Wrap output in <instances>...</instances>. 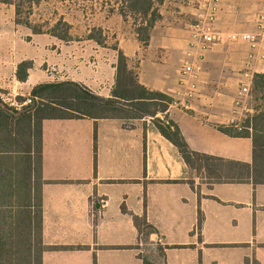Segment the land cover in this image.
I'll use <instances>...</instances> for the list:
<instances>
[{
    "label": "crops",
    "instance_id": "1",
    "mask_svg": "<svg viewBox=\"0 0 264 264\" xmlns=\"http://www.w3.org/2000/svg\"><path fill=\"white\" fill-rule=\"evenodd\" d=\"M198 1L164 0L147 46L135 32L117 38V50L90 36L85 47L56 38L61 77L53 82H77L110 98L121 51L140 84L179 101L170 107V120L193 152L213 160L189 167L152 119L45 121L40 171L34 154H14L10 161L42 200L43 264H144L134 216L155 229L149 241L169 247L166 264H207V247H246L237 256L212 255L208 264H264V162L255 159L252 137L221 131H238L254 114L245 100L238 108L237 102L243 86L264 74V39L253 49L228 37L256 31L264 0H225L223 41L206 56L197 95L189 100L178 94ZM4 27L0 42L6 45L13 38ZM7 50L0 51V96L5 104L21 103L45 82H36L34 66L20 82L18 66L29 60L14 62ZM250 54L255 58L248 67Z\"/></svg>",
    "mask_w": 264,
    "mask_h": 264
},
{
    "label": "trees",
    "instance_id": "2",
    "mask_svg": "<svg viewBox=\"0 0 264 264\" xmlns=\"http://www.w3.org/2000/svg\"><path fill=\"white\" fill-rule=\"evenodd\" d=\"M45 1L49 0H0V4L14 6L16 23L32 29L34 34H49L65 43L75 41L70 33V25L63 20L48 30L32 24L34 7ZM126 2L128 10L144 20L145 24L139 28L138 35L141 43L147 46L151 30L161 18L157 6L163 4L164 0ZM121 14L126 17L123 10ZM31 69V61L19 64L17 79L26 82ZM31 97L33 104L19 112L5 104L0 96V264H43L42 200L13 172L10 161L14 154H34L40 171L43 124L47 120L121 119L128 123L152 119L163 137L179 149L189 167L198 161L213 160L191 150L178 125L168 116L174 99L140 84L121 51L118 52L116 85L110 98L99 96L83 84L73 81L40 84L32 90ZM251 97L255 101L254 114L243 123L245 130L238 132L233 128L221 127V131L232 136L252 137L255 159L264 162V74L254 76ZM24 100L20 99V102ZM123 210L128 212L125 208ZM134 223L141 235H144L143 227L149 230L146 235L155 232L144 218L134 216ZM143 262L149 264L144 259Z\"/></svg>",
    "mask_w": 264,
    "mask_h": 264
},
{
    "label": "rangeland",
    "instance_id": "3",
    "mask_svg": "<svg viewBox=\"0 0 264 264\" xmlns=\"http://www.w3.org/2000/svg\"><path fill=\"white\" fill-rule=\"evenodd\" d=\"M127 0H49L34 7L31 22L33 25L42 26L48 30L60 20L70 25V33L80 46L86 44V39L93 36L102 46L114 49L117 47V38L130 33H138L139 28L145 24L144 20L132 14L127 6ZM160 10V6H157ZM121 10L125 12L123 17ZM7 25L8 34L12 40L5 43L3 39L0 42V51L7 47V51H12L14 62L23 59L32 61L35 68L34 79L37 83L53 82L61 77L57 58L61 55L58 50L60 41L56 40L49 34H34L32 29L18 25L16 23V11L14 6H5L0 4V26L3 30L4 37L5 27ZM3 25V26H2ZM12 32H11V29ZM106 42V43H105ZM244 104L253 106L255 101L251 93L245 98ZM26 107L20 111L23 112ZM19 111V112H20ZM248 119V118H247ZM246 119V120H247ZM245 120V121H246ZM244 121V122H245ZM243 122V123H244ZM153 227V226H152ZM144 235H141L143 247H140L142 253L140 257L149 264H166V250L159 240L156 242L149 241L151 235H146L148 229L143 227ZM207 264L212 255L219 253L226 256H237L240 248L246 247H207ZM212 260V259H211ZM211 263V262H210Z\"/></svg>",
    "mask_w": 264,
    "mask_h": 264
},
{
    "label": "built area",
    "instance_id": "4",
    "mask_svg": "<svg viewBox=\"0 0 264 264\" xmlns=\"http://www.w3.org/2000/svg\"><path fill=\"white\" fill-rule=\"evenodd\" d=\"M225 0H199L197 3L195 21L190 26L191 39L189 41L188 49L186 52V59L181 71L180 88L181 91L178 94L179 97H185L192 100L197 95V81L199 75L203 70V63L206 56L213 51V48L223 41V34L219 27V19L221 13L224 10ZM256 23V31L253 33L245 34H231L228 37L230 42H246L249 43L253 49H256L260 45V38L264 39V3L260 7L259 13L254 17ZM254 55H249V61L247 66L249 67L250 61L254 59ZM264 59V54L262 55ZM246 79H250L251 76L247 73ZM252 85L249 83L244 85L241 89L240 99L242 101L237 102V108L241 106L246 97L251 93ZM8 106L20 111L24 107H28L33 104L31 96L27 98L23 103H17L14 101H8ZM179 101H174L172 106H178ZM191 105L185 103L184 108L190 109ZM238 131L242 132L245 128L242 125L236 127Z\"/></svg>",
    "mask_w": 264,
    "mask_h": 264
}]
</instances>
